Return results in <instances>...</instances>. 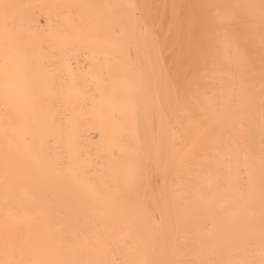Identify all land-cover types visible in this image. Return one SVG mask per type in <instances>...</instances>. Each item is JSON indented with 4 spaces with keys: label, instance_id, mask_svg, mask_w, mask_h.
I'll return each instance as SVG.
<instances>
[{
    "label": "bare ground",
    "instance_id": "6f19581e",
    "mask_svg": "<svg viewBox=\"0 0 264 264\" xmlns=\"http://www.w3.org/2000/svg\"><path fill=\"white\" fill-rule=\"evenodd\" d=\"M0 264H264V0H0Z\"/></svg>",
    "mask_w": 264,
    "mask_h": 264
}]
</instances>
